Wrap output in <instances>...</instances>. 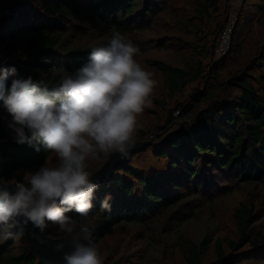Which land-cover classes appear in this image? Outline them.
Wrapping results in <instances>:
<instances>
[{
	"label": "trees",
	"instance_id": "1",
	"mask_svg": "<svg viewBox=\"0 0 264 264\" xmlns=\"http://www.w3.org/2000/svg\"><path fill=\"white\" fill-rule=\"evenodd\" d=\"M233 1L13 0L4 8L14 7L0 18V67L18 65V77L46 75L50 84H57L60 66L78 68L92 46H106L118 30L139 47L140 63L158 83L151 107L138 118L142 127L136 144H147L130 162L118 164L111 181L99 187L88 218L98 248L127 227L138 233L137 242L146 241L142 248L147 252L136 250L129 258L106 259V264H150V251L160 264L264 260L263 39L244 57L251 33L264 34V0H242L232 47L217 60L218 39L231 18ZM160 53L167 58L156 56ZM242 60H248L245 66ZM146 113L149 117L141 123ZM10 119L0 113V142L5 143L1 179L6 183L24 180V173L36 171L46 158L56 162L51 153L17 144L7 127ZM146 155L161 164L147 168ZM107 159L90 160L89 171L94 173ZM108 193L110 213L100 211ZM221 201L223 206L213 210ZM232 202L229 219L228 211L220 210ZM206 210L220 221L213 222L214 234L196 239L182 227ZM221 224L229 226L226 234L219 232ZM14 232V238L0 241V264H43L25 229ZM47 232L63 237L54 226Z\"/></svg>",
	"mask_w": 264,
	"mask_h": 264
},
{
	"label": "clouds",
	"instance_id": "2",
	"mask_svg": "<svg viewBox=\"0 0 264 264\" xmlns=\"http://www.w3.org/2000/svg\"><path fill=\"white\" fill-rule=\"evenodd\" d=\"M139 54L132 39L114 30L107 45L92 46L78 68L60 66L54 85L46 75L18 77L16 64L0 67V113L11 117L12 138L56 158L25 172L24 180H0V241L14 238L16 228L31 225L39 238L54 226L63 233L55 245L63 264H104L88 222L100 187L89 161L127 159L136 147L138 118L151 107L157 84ZM111 200L106 194L100 211L110 213Z\"/></svg>",
	"mask_w": 264,
	"mask_h": 264
},
{
	"label": "rangeland",
	"instance_id": "3",
	"mask_svg": "<svg viewBox=\"0 0 264 264\" xmlns=\"http://www.w3.org/2000/svg\"><path fill=\"white\" fill-rule=\"evenodd\" d=\"M11 2H13V0H0V18L3 17L2 15L6 14V13L10 12V10L14 9V7L11 6L9 8L7 7V9L4 10V8ZM241 2H242V0H234L233 1V5H232L233 8L231 10L232 11L231 12V18L237 17L239 15ZM263 37H264V34L253 33V32L251 33L249 41H248L246 47L244 48V51H245L244 57H246L248 55V53H249L250 56L253 54V51L256 48V47H254V45H257L256 42H259V40H258L259 38H262L263 41H264ZM231 47H232V45H231ZM156 56L161 57L163 59L167 58V54L166 53H160V54H157ZM216 56L217 55H215V57ZM216 59L219 60L218 56L216 57ZM248 60H249V58H248ZM248 60H247V62H248ZM247 62H246V60H244V61L242 60L241 61V65L245 66ZM233 70H235V67H233ZM156 90H159L158 83L156 84V86L154 88V91H156ZM143 115H145V116L142 118V122L141 123H143L147 119V117H149L148 113L143 114ZM168 135H170V134H168ZM167 137L168 136L165 135L164 138L160 142H156V144L157 145L162 144ZM146 154H148V153H146ZM147 156L148 155H146V158H147ZM148 160H149L150 163L149 162H147V164L145 163V166L147 165L146 166L147 168H150V167L152 168L154 166L156 167V165H158V164L160 165L161 164V161L158 162V161H156L155 158H154V160H152L151 156H148ZM151 163H153L154 166ZM100 168H98L97 171ZM246 196H247V193L246 194H238V196L235 199V202L238 203L241 199L246 198ZM223 204H224L223 201L217 203L216 206H214L213 210L219 209L220 207L223 206ZM233 206H234V203L232 202L231 204H229V206L226 207V209L220 210V213L223 214L227 210L228 214H230L229 215V219H231V214H232L233 209H234ZM197 217L198 218L196 220L185 224L182 227V229L185 230V231L189 230L188 233L191 234V235L193 234V236L196 239L201 238L205 233H208V232L210 234H214V232L211 230V227L215 226V223H213V222H219L220 221L218 219V216L215 215L213 212L210 213L208 210H206L201 215L200 214L197 215ZM231 225H232V223H231ZM221 226H224V225L221 224ZM228 227L229 226H224V229L221 227L219 232H221L222 234H226V232H227L226 229ZM190 230H191L192 233H190ZM133 232L134 233H130L128 231L127 227H122L118 231L114 232L111 236H109L101 244L99 249H100V251L102 253L103 259L104 260L107 259V263H110L115 258H118V257H121V256H125V257L129 258L131 254L136 252V250H138V254L145 253L146 249L142 248V247H144V244L146 243V241L145 240H141L140 242H137V239H138L137 238V234L138 233H136L135 230ZM230 234L234 235V231L230 232ZM133 243H136V245H135V247L132 248L131 245ZM167 246H168V244H167ZM211 257L212 256H208L207 258L210 259ZM148 259L150 260V264H160L159 260L156 259L155 255H154V252H151V251L148 252ZM257 261H258V264H264V260L263 259L260 260L257 257H253L248 262H247L246 259H244V260L241 261L240 264H256ZM104 264H106V263H104Z\"/></svg>",
	"mask_w": 264,
	"mask_h": 264
},
{
	"label": "water",
	"instance_id": "4",
	"mask_svg": "<svg viewBox=\"0 0 264 264\" xmlns=\"http://www.w3.org/2000/svg\"><path fill=\"white\" fill-rule=\"evenodd\" d=\"M147 143L136 144V147L132 151V155L127 159H121L119 155H113L111 158H108L105 164L96 171L95 177L100 181V187L104 184H107L111 181L114 175L116 166L122 162L128 163L132 159V156L135 152L141 151ZM5 147L4 142H0V180L1 179V153ZM26 232V237L29 241L31 249L36 253L39 258V262L43 264H63L62 252H58L55 248L56 243H58L63 238H52L49 236L47 230L44 234H40L39 238L34 236V232L38 233V230L32 229L31 225H28L27 228H24ZM41 240L44 242L41 243ZM64 251H68L67 248Z\"/></svg>",
	"mask_w": 264,
	"mask_h": 264
},
{
	"label": "built area",
	"instance_id": "5",
	"mask_svg": "<svg viewBox=\"0 0 264 264\" xmlns=\"http://www.w3.org/2000/svg\"><path fill=\"white\" fill-rule=\"evenodd\" d=\"M236 22H237V17L230 18L228 24L221 32L215 51L218 58H223L229 53L232 45V35Z\"/></svg>",
	"mask_w": 264,
	"mask_h": 264
}]
</instances>
